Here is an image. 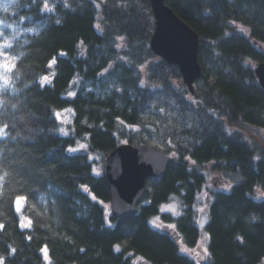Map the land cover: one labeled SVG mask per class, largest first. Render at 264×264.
Segmentation results:
<instances>
[{"label": "trees", "instance_id": "16d2710c", "mask_svg": "<svg viewBox=\"0 0 264 264\" xmlns=\"http://www.w3.org/2000/svg\"><path fill=\"white\" fill-rule=\"evenodd\" d=\"M166 2L200 37L193 94L150 48L149 0H18L0 10V43L16 59L0 73L2 264H47L46 253L50 264H264V151L232 129L264 130V89L250 64L264 63V0ZM160 97L190 125L161 129ZM149 140L175 158L148 181L135 215L109 216L110 191L90 155ZM210 163L236 182L212 195L208 259L198 263L180 245L193 250L201 239L196 204ZM172 202L177 216L163 214Z\"/></svg>", "mask_w": 264, "mask_h": 264}, {"label": "water", "instance_id": "95a60500", "mask_svg": "<svg viewBox=\"0 0 264 264\" xmlns=\"http://www.w3.org/2000/svg\"><path fill=\"white\" fill-rule=\"evenodd\" d=\"M149 1L155 21L150 48L157 57L179 68L184 84L193 94L203 76L200 37L166 0ZM254 73L264 89V63L258 64ZM172 161L164 151L146 145L122 144L109 152L103 162V177L110 191L111 216L124 219L135 215L148 181L164 177Z\"/></svg>", "mask_w": 264, "mask_h": 264}, {"label": "rangeland", "instance_id": "374dc122", "mask_svg": "<svg viewBox=\"0 0 264 264\" xmlns=\"http://www.w3.org/2000/svg\"><path fill=\"white\" fill-rule=\"evenodd\" d=\"M18 0H0V10H4V6L7 5L8 9H11L16 6ZM13 34V32H11ZM153 35V34H152ZM3 37L7 38V32L4 30L0 31V38ZM6 45H10L9 42L0 43V53H3V55H0V73L4 74L7 71H9L12 67V64H15L16 59H13L8 54V49ZM7 63L8 68L2 67L3 64ZM254 68L258 65L257 63L251 62L250 63ZM177 86L185 87V89H188L187 86L184 84L182 76L180 80H175L173 82ZM198 87L197 84H195V88ZM154 107L155 112L153 114V119L157 121L158 126L162 129L166 126L170 127H178L183 128L190 125L191 120L183 118L178 114L177 109L174 107L172 102L167 97H160L155 101ZM61 121L65 126H68L70 124V117L66 114L63 116L61 115ZM63 127V129H64ZM235 131H238L241 133L256 149L257 155L260 154V151H264V130L254 127V126H245V127H239V128H232ZM66 130V129H64ZM146 145L150 148L159 149L165 152L164 146L159 142L155 140H149ZM85 150L86 146L81 144L79 146L78 150ZM261 152V153H262ZM166 153V152H165ZM167 154V153H166ZM168 155V154H167ZM170 157L175 158L173 154L169 155ZM259 158V157H258ZM90 160L95 165V173L97 175L103 176V162L105 160V157H101L98 154L90 155ZM203 171L206 176V183L204 185V189L201 192V194L198 196L197 204H196V211H197V225L201 231V239L199 241L198 246L193 250H188L185 248V246L181 243V250L182 252L194 259L198 263H203L208 259V236L205 232L206 225L209 220V207L210 203L212 201V195L217 192H229L232 187L234 186L236 179L231 177L230 175H226V173L219 168V166L215 163H210L203 165ZM261 196L259 195L258 198ZM18 208L21 209L20 202L18 203ZM109 210V216H111V210L110 206L108 205ZM162 213L163 214H171L172 216H177L179 213L178 205L175 202L169 203L167 205H164L162 207ZM152 225L157 228L161 229L166 224L164 223L163 217H157L152 220ZM45 259L47 264H50V259L48 257V254H45Z\"/></svg>", "mask_w": 264, "mask_h": 264}, {"label": "snow or ice", "instance_id": "6c2138e0", "mask_svg": "<svg viewBox=\"0 0 264 264\" xmlns=\"http://www.w3.org/2000/svg\"><path fill=\"white\" fill-rule=\"evenodd\" d=\"M44 9L48 10L49 12L52 11V9L48 7L47 3H44ZM7 10H8V6L5 5L4 6V11L7 12ZM21 19H23V18H21ZM2 23H3V21H0V24H2ZM57 23H59V21H57ZM5 26L6 27H12L11 25H5ZM97 27H99V26H97ZM27 30L28 31H35L34 29H27ZM38 34L39 33H37V35ZM6 46L7 47H10L11 45H6ZM0 55H3V53H0ZM13 59H15V58H13ZM52 63H55V61H53ZM2 67L8 68V64L5 63V64L2 65ZM11 67L14 68L15 67V64H12ZM0 79H3V81H4V85L3 86L6 88L7 85H8V79L6 77H0ZM44 79L47 80L48 78L47 77H44ZM71 95H74V93H71ZM5 127H7V126L5 125ZM61 131H63V129H61ZM3 134H4V130L3 129H0V135H3ZM65 135H67V133H65ZM69 151H75V150L74 149H69ZM20 199H21L20 197L17 198V203H19ZM0 264H2V261H0Z\"/></svg>", "mask_w": 264, "mask_h": 264}]
</instances>
